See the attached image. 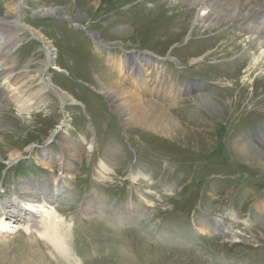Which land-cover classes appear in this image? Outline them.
Returning a JSON list of instances; mask_svg holds the SVG:
<instances>
[{"label": "rangeland", "instance_id": "374dc122", "mask_svg": "<svg viewBox=\"0 0 264 264\" xmlns=\"http://www.w3.org/2000/svg\"><path fill=\"white\" fill-rule=\"evenodd\" d=\"M208 10L186 0H0V37L19 35L0 54V81L11 71L18 92L43 100L29 115L0 100V206L11 216L0 214V264H264V60L252 66L257 41L240 34L241 17L209 23ZM110 56L159 59L174 85H202L154 97L171 132L128 122L122 97L100 88ZM61 176L56 189L67 193L47 207L63 252L12 205L28 203L15 195L26 182Z\"/></svg>", "mask_w": 264, "mask_h": 264}, {"label": "bare ground", "instance_id": "6f19581e", "mask_svg": "<svg viewBox=\"0 0 264 264\" xmlns=\"http://www.w3.org/2000/svg\"><path fill=\"white\" fill-rule=\"evenodd\" d=\"M186 1H193V4L198 7L200 6L202 8V11L206 12V10L209 9L207 13V20L209 23L224 24V22L229 20L228 18L232 15H234L235 17H241L243 28L240 29V34L241 32H244L245 36H248L251 39L255 38L254 42L257 41L258 48L256 47V49L259 53L254 55L255 57L252 59V66L256 65L259 59H261V61L264 60V0H207L204 3H202L201 0ZM230 2H234L233 5ZM229 3L232 5H230L232 9L230 6H228L230 8H227V4ZM237 9L238 12L236 11ZM46 13L54 14L55 10L46 9ZM2 20H4V18L1 19V21ZM254 22L257 23L255 24ZM15 36H19L18 33H14L13 36L8 39L0 37V54L4 52L9 55L13 52L11 45L13 42H17L18 40V37H16V40L14 41ZM52 54L53 53H51L50 50L47 51L48 59H51L53 57L51 56ZM127 58L128 62L127 59H123L120 57H109L112 67L109 71L105 72L108 77L109 83H106L104 86L100 84V88H103L105 92H108L109 94L122 97L120 101L116 100L121 103L120 105H117V108L125 109L126 111H128V122L135 123L136 125L144 127L146 129L155 130V133H158L160 131L171 132L173 130L171 129L173 121L169 117V112L158 105L154 101V97L164 96V98L167 99L172 96H182L190 90L202 88V85L192 84L191 87L184 86L182 83L174 85V83L172 82V78L170 80L167 78L169 74L165 72L164 65L161 62L157 61L159 59L155 60L149 57L136 56L134 57V59L129 61V57ZM198 59L200 61L201 56L197 59H194V61H197ZM51 61H53V59H51ZM227 66L230 67L231 65ZM1 67L2 64H0V69ZM6 67H9V65H7ZM55 70L58 72H62L61 67L59 66H55ZM113 72L116 73H114L115 76L113 75ZM45 74L46 73H44V75ZM128 74H130V76ZM1 78L2 80L0 81V88H3L2 95L4 96H0V100L4 99V101H6L5 103L16 106V108L18 109V114L22 113L25 115H29L31 111H36L39 106L43 104V100L38 101L37 104H32L31 102L33 99H35V96H28L26 94L27 92L24 95L22 92H18L19 88L10 83V81L12 80L11 71L6 70V74ZM44 78L45 77L41 78L40 81L44 82ZM228 78L225 77L226 80ZM124 82L129 83L130 88L127 87ZM49 86L50 88L55 89L57 93L61 92L60 90H57V88H54L51 84H49ZM151 88H154L153 93V89L151 90ZM140 96H143V99H141ZM151 96L153 97L152 99ZM61 128L62 124L60 125L59 130L55 131L53 135H51L50 139H54V137H56L60 133V130L62 131ZM4 148L6 150L11 149L7 148V146H4ZM236 148L238 150L240 149L239 151L241 153H239V155L243 157H247L249 151L252 150L250 145L246 144L244 140L237 142ZM10 152L11 157L19 155L16 151ZM51 156L52 153H45V158ZM100 168L102 169V172H100V176L110 170L104 166V162L100 163ZM63 179L65 178L61 176L56 183H53V186H50L47 181H41L39 183L26 182L24 187L20 188L15 193V195L17 199L22 198L23 201L28 203L24 204L23 209H17L18 207H13L14 211H17L20 215L24 216L25 228L27 227L33 232H36L40 237L45 238L55 247V249L59 250L60 252L64 251L65 246L62 243L63 237L57 226V223L60 221L59 215L57 211H55V208H50L47 206H49L52 200H56L57 197L66 195V191L61 192V190L56 189L57 187L61 188ZM132 179L135 180L136 176L133 175ZM25 196H31L36 200L38 199V202L33 201L32 199H27V197L25 198ZM17 201L18 200H14L12 205H14ZM35 202L37 203V205H35ZM6 205L7 204H4V206ZM4 206H0V214L5 216L6 218L8 216V218H10L11 216L8 214V211H6V208ZM259 208L260 212L264 211V208L261 209L262 204H260L259 206L257 205V211L259 210ZM200 223L202 228H199L197 226V234H204L206 233L207 227L204 225V221H201ZM0 225L2 229L6 228L5 225L1 224V221ZM92 253L95 254L96 251Z\"/></svg>", "mask_w": 264, "mask_h": 264}]
</instances>
